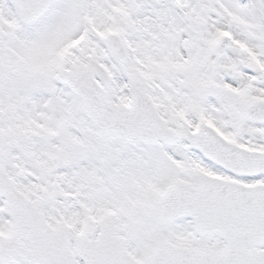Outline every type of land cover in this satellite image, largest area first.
I'll use <instances>...</instances> for the list:
<instances>
[{"label":"snow or ice","instance_id":"6c2138e0","mask_svg":"<svg viewBox=\"0 0 264 264\" xmlns=\"http://www.w3.org/2000/svg\"><path fill=\"white\" fill-rule=\"evenodd\" d=\"M0 264H264V0H0Z\"/></svg>","mask_w":264,"mask_h":264}]
</instances>
